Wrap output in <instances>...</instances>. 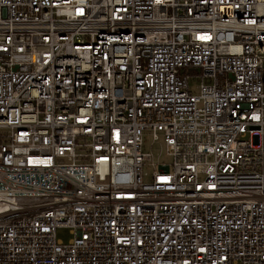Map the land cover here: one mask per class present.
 <instances>
[{"label": "built area", "instance_id": "2783aa9c", "mask_svg": "<svg viewBox=\"0 0 264 264\" xmlns=\"http://www.w3.org/2000/svg\"><path fill=\"white\" fill-rule=\"evenodd\" d=\"M0 264H264V0H0Z\"/></svg>", "mask_w": 264, "mask_h": 264}, {"label": "rangeland", "instance_id": "374dc122", "mask_svg": "<svg viewBox=\"0 0 264 264\" xmlns=\"http://www.w3.org/2000/svg\"><path fill=\"white\" fill-rule=\"evenodd\" d=\"M143 141V152L151 153L154 158V163H170V160L165 156L163 148H161V141L154 143L151 135L149 134H144ZM145 171H151V167H146ZM71 237L72 236L70 234V231L67 228H58L56 230V239L63 243H67L71 239Z\"/></svg>", "mask_w": 264, "mask_h": 264}]
</instances>
